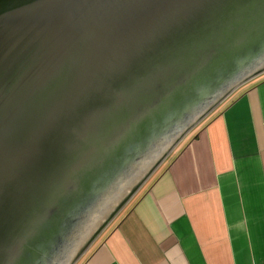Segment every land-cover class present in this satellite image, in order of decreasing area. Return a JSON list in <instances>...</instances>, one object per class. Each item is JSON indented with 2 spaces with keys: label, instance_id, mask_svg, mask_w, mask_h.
<instances>
[{
  "label": "water",
  "instance_id": "obj_1",
  "mask_svg": "<svg viewBox=\"0 0 264 264\" xmlns=\"http://www.w3.org/2000/svg\"><path fill=\"white\" fill-rule=\"evenodd\" d=\"M263 72L264 0H0V264H74Z\"/></svg>",
  "mask_w": 264,
  "mask_h": 264
},
{
  "label": "crops",
  "instance_id": "obj_2",
  "mask_svg": "<svg viewBox=\"0 0 264 264\" xmlns=\"http://www.w3.org/2000/svg\"><path fill=\"white\" fill-rule=\"evenodd\" d=\"M251 80L78 264L264 263V72Z\"/></svg>",
  "mask_w": 264,
  "mask_h": 264
},
{
  "label": "rangeland",
  "instance_id": "obj_3",
  "mask_svg": "<svg viewBox=\"0 0 264 264\" xmlns=\"http://www.w3.org/2000/svg\"><path fill=\"white\" fill-rule=\"evenodd\" d=\"M252 80L242 84L241 86L237 87L235 90H233L220 104H218L216 107L211 109L207 114H205L202 118H200L195 124L186 132L174 145V147L168 152L167 155H165L163 158H161V161L158 163V167L155 166L153 172H151L144 180H142L141 184L144 183L150 176L151 179L158 174L160 169H164L167 164L172 160V158L177 154V152L180 150V148L189 140L190 137L194 135L196 130L200 129L208 120H210L211 117H213L215 114L219 113L221 110H223L231 101H233L238 95L251 84ZM153 173V174H152ZM153 175V176H152ZM149 179V180H151ZM148 180V182H149ZM144 181V182H143ZM147 182V183H148ZM143 185V184H142ZM136 190L133 191V193L126 198V203L123 205V203L120 205V207L113 213V215L107 220V222L100 228V230L93 236V238L87 243V245L80 251L78 256L75 259L74 264H78V262L84 257L88 255L89 252L92 251L93 246L95 243H97L101 238L104 237L105 233L108 231V229L119 220V216L122 214V212H125L130 208V206L133 204L135 199L139 196L140 192L136 195L135 198L133 196L136 194ZM133 198L132 201H130ZM128 199V200H127ZM130 201V202H129Z\"/></svg>",
  "mask_w": 264,
  "mask_h": 264
},
{
  "label": "built area",
  "instance_id": "obj_4",
  "mask_svg": "<svg viewBox=\"0 0 264 264\" xmlns=\"http://www.w3.org/2000/svg\"><path fill=\"white\" fill-rule=\"evenodd\" d=\"M264 264V263H263Z\"/></svg>",
  "mask_w": 264,
  "mask_h": 264
},
{
  "label": "trees",
  "instance_id": "obj_5",
  "mask_svg": "<svg viewBox=\"0 0 264 264\" xmlns=\"http://www.w3.org/2000/svg\"><path fill=\"white\" fill-rule=\"evenodd\" d=\"M130 202V201H129Z\"/></svg>",
  "mask_w": 264,
  "mask_h": 264
}]
</instances>
